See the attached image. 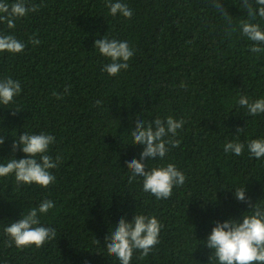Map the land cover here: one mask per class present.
<instances>
[{"label": "trees", "instance_id": "1", "mask_svg": "<svg viewBox=\"0 0 264 264\" xmlns=\"http://www.w3.org/2000/svg\"><path fill=\"white\" fill-rule=\"evenodd\" d=\"M121 2L132 9L130 19L112 16L106 0H28L38 11L16 20L14 29L0 22V33L27 45L22 53L0 52V79L22 87L14 103L0 104L6 137L0 163L26 158L11 149L24 132L53 135L49 155L60 157L48 188H18L14 176L0 178V264H119L105 236L135 213L155 216L163 227L160 243L143 259L135 253L131 264H209L212 250L202 241L215 222L251 213L234 198V187L245 184L252 204L264 205V158L251 157L247 147L241 156L223 151L230 141L264 139V114L251 116L237 103L242 94L264 98V54L251 53L252 42L239 32L227 34L212 0ZM241 2L221 0L235 24L247 18ZM105 35L134 50L117 76L103 70L110 60L94 47ZM169 115L185 121L180 146L146 167L173 163L186 181L157 200L143 190L142 177L129 183L125 162L143 151L130 135L136 118ZM44 199L55 207L41 223L55 228L56 238L39 248L9 246L4 228Z\"/></svg>", "mask_w": 264, "mask_h": 264}, {"label": "clouds", "instance_id": "2", "mask_svg": "<svg viewBox=\"0 0 264 264\" xmlns=\"http://www.w3.org/2000/svg\"><path fill=\"white\" fill-rule=\"evenodd\" d=\"M112 16L122 15L126 19L133 16L132 9L121 0H106L105 5ZM212 6L224 18L225 31L229 36L239 32L241 36L252 42L250 52L264 54V27L256 22L257 18L264 20V0H242L240 7L246 10L247 18L238 24L221 4V0H212ZM40 5H29L28 0H15L9 4L7 0H0V22H5L9 29L15 28V21L38 11ZM33 45H39L38 39L29 38ZM26 43L15 35L0 33V52L11 54L22 53ZM94 47L99 53L110 60L103 70L110 76H117L121 70H127L128 61L133 57L134 50L128 41L109 39L106 35L94 41ZM184 87V85H181ZM70 86L65 87L68 92ZM22 92L21 83L11 77L0 79V104L14 103L15 98ZM57 99H63L62 94L53 93ZM102 102L96 101L100 106ZM240 107L246 108L251 116L264 114V98L250 101L246 95H240L237 101ZM16 110H13L15 114ZM185 121L169 115L165 119L156 118L145 121L136 118L135 127L130 135L133 145L143 146L140 158L126 161L130 172L129 183L137 177L143 178V190L155 196L157 200L171 197L175 187L183 186L185 174L173 163L166 166L147 169L145 161L163 160L172 148L180 146L176 139L178 130L183 128ZM238 129L237 132H242ZM6 137L0 135V146L4 145ZM55 137L47 133L30 134L24 132L14 137L11 149L13 152L22 151L26 158L11 157L7 163H0V178L14 176L17 187L36 184L48 188L56 180L51 170L59 166L60 157L49 155L50 146ZM245 147L251 157L264 158V139H252L245 145L243 142L230 141L224 144L223 151L236 156L244 154ZM234 198L246 203L251 210L249 215H242L241 219H227L216 221L211 233L203 244L211 251L209 264H264V205L252 204L246 195L245 184L234 187ZM216 200V199H215ZM55 207L52 200L44 199L37 207L23 212L21 217L4 228V233L10 238L9 246L14 244L18 248L35 246L42 247L48 241L56 238V229L41 223V216ZM163 225L155 216L144 214L134 215L131 221L121 218L111 233L105 236L106 250L114 256L119 264H131L135 253L139 252L141 259L160 243V232ZM97 242H99L97 240Z\"/></svg>", "mask_w": 264, "mask_h": 264}]
</instances>
